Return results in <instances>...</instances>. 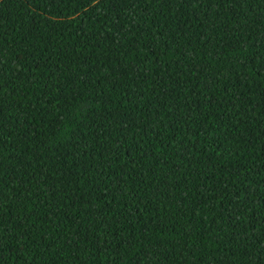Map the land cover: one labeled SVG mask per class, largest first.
Returning a JSON list of instances; mask_svg holds the SVG:
<instances>
[{
  "label": "trees",
  "instance_id": "trees-1",
  "mask_svg": "<svg viewBox=\"0 0 264 264\" xmlns=\"http://www.w3.org/2000/svg\"><path fill=\"white\" fill-rule=\"evenodd\" d=\"M0 264H264V0H0Z\"/></svg>",
  "mask_w": 264,
  "mask_h": 264
}]
</instances>
